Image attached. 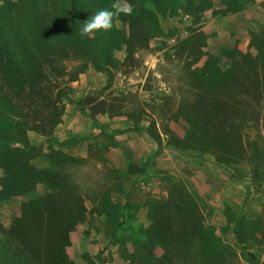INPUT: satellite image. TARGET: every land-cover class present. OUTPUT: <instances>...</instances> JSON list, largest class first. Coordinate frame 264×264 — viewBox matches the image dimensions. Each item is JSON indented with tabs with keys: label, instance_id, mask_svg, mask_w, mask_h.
Returning a JSON list of instances; mask_svg holds the SVG:
<instances>
[{
	"label": "rangeland",
	"instance_id": "rangeland-1",
	"mask_svg": "<svg viewBox=\"0 0 264 264\" xmlns=\"http://www.w3.org/2000/svg\"><path fill=\"white\" fill-rule=\"evenodd\" d=\"M74 1L0 0V264H264V13Z\"/></svg>",
	"mask_w": 264,
	"mask_h": 264
},
{
	"label": "clouds",
	"instance_id": "clouds-1",
	"mask_svg": "<svg viewBox=\"0 0 264 264\" xmlns=\"http://www.w3.org/2000/svg\"><path fill=\"white\" fill-rule=\"evenodd\" d=\"M112 8L114 9V11L109 9H100L99 11L95 12L90 19H86L84 21L80 28V32L82 34H87L93 29L110 28L112 26L111 20L114 15L118 14L121 11L124 13H131L132 11L131 5L120 6L114 4Z\"/></svg>",
	"mask_w": 264,
	"mask_h": 264
},
{
	"label": "crops",
	"instance_id": "crops-1",
	"mask_svg": "<svg viewBox=\"0 0 264 264\" xmlns=\"http://www.w3.org/2000/svg\"><path fill=\"white\" fill-rule=\"evenodd\" d=\"M240 6L225 13H264V0H234Z\"/></svg>",
	"mask_w": 264,
	"mask_h": 264
},
{
	"label": "trees",
	"instance_id": "trees-1",
	"mask_svg": "<svg viewBox=\"0 0 264 264\" xmlns=\"http://www.w3.org/2000/svg\"><path fill=\"white\" fill-rule=\"evenodd\" d=\"M74 3H75V1L74 0H71V5L72 6H74ZM97 40H100L99 38H98V36H95V35H93ZM259 38L264 42V35H260L259 36ZM100 43V42H99ZM219 70V69H218ZM220 73H222V75H225V74H227L226 72H224V71H221L220 70ZM172 144L174 145V146H176V147H178V148H185L184 147V145H181V144H179V143H176V142H172ZM159 148V147H158ZM33 187H30V189H32ZM11 194H9V196H10ZM32 200H36V201H40V202H48V200H50V198H49V196H47V195H44V196H42V194H40L39 196H37V197H32ZM22 207V206H21ZM4 255H6L7 257H8V253H7V249H6V251H4ZM65 256V258H66V254L64 255ZM70 262V261H69Z\"/></svg>",
	"mask_w": 264,
	"mask_h": 264
}]
</instances>
